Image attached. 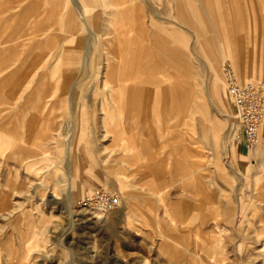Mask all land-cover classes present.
Wrapping results in <instances>:
<instances>
[{"label": "rangeland", "instance_id": "1", "mask_svg": "<svg viewBox=\"0 0 264 264\" xmlns=\"http://www.w3.org/2000/svg\"><path fill=\"white\" fill-rule=\"evenodd\" d=\"M105 1L67 0L57 13L53 0L12 2L14 51L0 62V264H264V119L257 147L232 145L234 109L222 77L228 64L239 82L264 91V24L253 17L255 72L243 80L229 55L215 75L197 49L196 29L205 25L218 53L224 49L213 31L217 0H192L199 13L192 24L173 0H126L132 14L143 15L146 34H184L192 67L186 80L192 98L141 113L132 133L129 103L116 113L123 117L105 125L114 104L104 101L111 90L103 84L108 61L101 44L114 37L109 13L116 8L105 10ZM32 6L40 10L33 20L58 19L57 36L72 30L74 41L32 51L39 42L29 41ZM58 53L61 90L50 98L55 83L46 77V96L30 105ZM250 56L246 49L245 67ZM159 60L144 63L145 87L175 82ZM97 189L113 199L110 208L92 196Z\"/></svg>", "mask_w": 264, "mask_h": 264}, {"label": "crops", "instance_id": "2", "mask_svg": "<svg viewBox=\"0 0 264 264\" xmlns=\"http://www.w3.org/2000/svg\"><path fill=\"white\" fill-rule=\"evenodd\" d=\"M55 3L56 13L59 10V5H63L67 0H53ZM13 0H0V62L4 60V56L8 53H13L12 45L15 41V29L13 27L14 14L12 13ZM174 8L180 13L186 24H192L193 21H197L199 13L194 7L192 0H173ZM115 5L116 8L109 13L111 17L109 23L114 28V37L107 38L104 36V41L101 45H104L106 50L107 63L105 64L104 73V86L111 90L107 96H105V102L114 104L113 110L107 111L108 114L104 118H108L105 122L106 127L109 126V119H116L120 116L119 109L123 108L122 104L129 103L128 110V127L138 132V117L141 113L151 111L152 113L160 112L170 108V104L176 100H188L192 98V92L187 84V78L190 73V62L186 53V37L183 33L176 30L171 34L162 35L156 38L155 31L150 34H146V24L142 14L135 15L128 10L126 0H106L104 3L105 10L110 5ZM228 5V8L225 7ZM217 9L211 11V15L215 18L216 25L213 29L216 32L217 37L221 39L224 44V49L221 54L216 50V45L209 35L210 31L205 27L197 30V36L199 43L197 49L206 58L205 68L213 74H217L216 68L224 55H229L231 61L235 65L238 71V75L241 79H249L254 77L255 72V41L253 40V17L264 24V0H217ZM39 11L35 6L28 11V16L31 18L30 33L32 35L29 41H33V38L38 37V43L32 44V51L37 46L45 47L51 42H57L60 45V50L65 47L66 42L74 41L76 35L72 30L65 32L63 37H58V29L56 24L58 19L46 21L39 17V19L33 20V15L37 16ZM69 10L68 12H70ZM67 12V13H68ZM106 12V11H105ZM150 25L154 26V21L149 19ZM128 28V29H127ZM207 29V30H206ZM131 30L139 32L142 36L137 40L132 37ZM100 36L96 35V40ZM67 39V40H66ZM66 40V41H65ZM117 47L114 49V45ZM158 44V46H157ZM140 45L142 50L137 52L135 47ZM119 47V48H118ZM249 49L251 56L248 59L247 67L245 52ZM153 50H157L154 52ZM159 51V52H158ZM158 52V53H157ZM158 56V65L163 69H170L174 75V83L170 84V80L163 79L157 82L155 86L150 88L145 87L147 78L144 75V63L151 59L152 56ZM122 65L123 69L120 70ZM62 55L58 53L54 57V61L47 67V72L41 75L35 93L29 97V104H33L35 97L42 98L47 94V88L45 85V78L52 79L55 83V88L49 95L54 97L57 92L62 88L61 81L63 80L62 70ZM61 71V72H60ZM183 73L184 77H180ZM36 72H32L31 81L33 82ZM184 78L182 81L181 79ZM62 79V80H61ZM126 80V81H124ZM133 80L135 83L131 87L125 86L126 82ZM143 87V88H142ZM145 87V88H144ZM122 90V91H121ZM121 92V93H120ZM121 94V95H120ZM116 95V97H115ZM118 95V96H117ZM152 95V103L150 97ZM115 97V98H114ZM121 97V98H120ZM117 98V100H116ZM114 100L116 102H114ZM120 100V101H119ZM48 102L45 101V103ZM103 102V100H100ZM118 103V105L116 104ZM119 106V107H118ZM117 107V108H116ZM124 112V110H123ZM34 117L31 113V120L29 127L34 124ZM133 123V125H132ZM132 125V126H131ZM160 125V124H159ZM147 126V125H146ZM144 126V127H146ZM42 154H48L49 151L41 152ZM145 157L147 154H143ZM32 157L24 158V165H27L28 159ZM241 158H245L241 154ZM205 157L201 155V160ZM31 166L28 164V167Z\"/></svg>", "mask_w": 264, "mask_h": 264}, {"label": "built area", "instance_id": "3", "mask_svg": "<svg viewBox=\"0 0 264 264\" xmlns=\"http://www.w3.org/2000/svg\"><path fill=\"white\" fill-rule=\"evenodd\" d=\"M225 91L234 109L233 123L229 130V142L234 146H244L251 150L257 147L264 119V96L259 85H240L231 67H222ZM92 196L105 199V208L113 204L112 198L105 196L103 190L93 191Z\"/></svg>", "mask_w": 264, "mask_h": 264}, {"label": "bare ground", "instance_id": "4", "mask_svg": "<svg viewBox=\"0 0 264 264\" xmlns=\"http://www.w3.org/2000/svg\"><path fill=\"white\" fill-rule=\"evenodd\" d=\"M231 66V65H230ZM232 69V68H231ZM233 71V70H232ZM233 74H234V76H235V78L237 79V77H236V75H235V73H234V71H233ZM237 81H238V83L240 84V85H246V84H255V85H258V83H256V82H249V83H241V82H239V80L237 79ZM262 90H263V87H262ZM122 91V90H121ZM121 93V92H120ZM263 93V96H264V91L262 92ZM121 95V94H120ZM118 96V95H117ZM115 97H116V95H115ZM114 97V98H115ZM121 98V97H120ZM116 100H117V98H116ZM120 101V100H119ZM114 102H116L115 100H114ZM117 105H118V103H116ZM119 107V106H118ZM117 108V107H116ZM132 125H133V123H132ZM131 125V126H132ZM258 146V145H257ZM29 157V156H28ZM30 158H31V156H30ZM1 197H2V195H1Z\"/></svg>", "mask_w": 264, "mask_h": 264}]
</instances>
